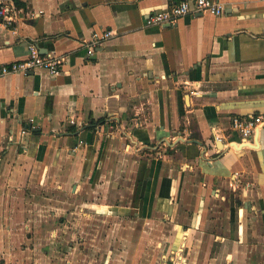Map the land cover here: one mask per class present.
<instances>
[{"label":"crops","instance_id":"obj_1","mask_svg":"<svg viewBox=\"0 0 264 264\" xmlns=\"http://www.w3.org/2000/svg\"><path fill=\"white\" fill-rule=\"evenodd\" d=\"M18 1L16 20L10 26L0 20V63L25 57L28 42L64 62L54 76L36 68L0 77V264L146 263L159 226L167 238L181 232L189 251H210L214 234L232 264L258 260L264 126L240 142L229 122L264 110V0H219L220 14L195 11L168 26L145 19L176 0ZM101 28L113 34L87 54L91 31ZM103 116L105 123L85 127ZM26 125L37 133L21 134ZM171 137H181L171 156L161 150L159 159L150 157L153 142ZM170 159L189 162L197 176L191 210L180 207L183 176L165 171ZM224 185L239 189L240 198L223 196ZM155 195L169 200L168 209L151 208ZM214 196L238 206L224 215L221 235L211 230ZM73 200L79 208L72 209ZM88 204L96 209L85 210ZM130 212L142 226L108 228L106 240L117 236L112 255L99 258L103 227L95 219ZM60 217L67 221L57 223ZM154 217L162 219L148 228Z\"/></svg>","mask_w":264,"mask_h":264},{"label":"rangeland","instance_id":"obj_2","mask_svg":"<svg viewBox=\"0 0 264 264\" xmlns=\"http://www.w3.org/2000/svg\"><path fill=\"white\" fill-rule=\"evenodd\" d=\"M7 1V0H5ZM13 1V0H12ZM14 2V1H13ZM231 119V118H230ZM230 123V122H229ZM184 128V124L181 123L179 124V129H183ZM184 134V133H183ZM195 134V133H194ZM194 134H188V136L186 135V137L189 136H194ZM180 139L181 137H171V139L169 140H165L164 143L160 142L158 144H155L154 142L152 143V145L155 146V148L151 149L150 152H152V155L150 157H156V158H160L159 157V152L162 150V152L164 151L165 153H167L169 156H171V154H173L174 151V145L179 142L180 143ZM172 145V147L170 145ZM157 151V153H156ZM173 158V157H172ZM177 162H175V159H170L168 162V167L165 168V171H167V168H171L173 171L175 172L178 170V173H181L180 175L183 176L184 179V183L181 184V186L179 187V190L181 191L180 196L184 199V207L182 206L183 203H180V207L186 210H191L192 208H194V200L196 197V185H195V178H197V176L195 174H193L192 171V166L191 164L188 162H184L182 164H180ZM165 173V172H164ZM157 191V188H156ZM99 192H107L105 188H102V190H99ZM222 192H223V196L228 197L230 195V197L234 198V197H239L240 198V190L239 189H235V187L233 188L231 185L229 186H222ZM95 193V192H94ZM215 194V193H214ZM178 195H174L172 198V202L175 204V198ZM245 197V195L243 196ZM157 201V203L155 201H153L151 208H155L159 211H162L163 209H165V207L168 209V206L166 205V203H169V200H163V199H158L156 197V195L154 196V199ZM245 199V198H244ZM223 199H221L220 196H214V198H212V200L209 202L208 208L210 209V211L212 212V214L215 216V225H216V229L212 230L213 233H217V231H219V235L224 234L223 231H221L219 229V226H223L224 224H226L227 222V218L224 217V215H230V211L236 213L238 212V206L234 204V202H231L230 204H228L226 202V204H223L221 201ZM72 209H76L79 208L80 205L76 202H74V200L72 201ZM185 202H187L185 204ZM102 203V202H100ZM116 204H122L121 205V209L122 207H126L127 209H129L128 211H132V210H137L139 209V205H132L129 202H116ZM137 204V203H136ZM170 205V203H169ZM242 206V205H241ZM93 207V208H91ZM125 208V209H126ZM89 209H96V206L94 205H87L85 206V210H89ZM103 209H106L107 212V206H105ZM165 211V210H164ZM113 214V213H112ZM114 214H118V213H114ZM86 220H91V218H85ZM161 217H154L153 218V222H151V226L146 225L148 228H154L157 227L156 226V222L161 221ZM67 219H64L63 217H60L58 219H56V222H60L61 224L63 223V221ZM97 220L98 224H100L103 228L102 231L100 233V236L104 237V240H102L99 243V252H98V256L99 258H103V260L107 259L110 255H112L111 253V246H113V238H117V236H113L112 234L109 235V240H106V237L108 236V228L113 227V226H124V227H141L142 226V219L137 221L138 219L136 217H133L132 212L129 213V215H125L124 213H120L119 215H116L115 217L111 216L109 217H105L103 219H95ZM165 220V219H164ZM255 222V220H253ZM251 223V221L249 222V224ZM160 225V224H159ZM72 229L76 231L75 236H74V241H79V237H80V233H79V227L74 226V224L72 225ZM158 232L156 234L152 235V240L150 241L151 243H149L151 245L150 247V251H146L148 253H146V257H150L148 259H146V263H139V264H181V262L184 260H186V258H199V257H209V255H213L214 257L217 256L216 261L213 264H232V260L231 257L228 256L225 251L222 249H219V246L217 244V242H219V238L217 239V236L214 234H211L210 236L212 237V242L210 244V251L209 249L206 251H204V253H202V250H195L194 252L189 251L188 249V245L186 246V244H180L181 240H182V235L181 232L178 234L177 232H174L172 235H170V237H166L168 233H165L166 231H164L163 233V228H160V226L158 227ZM216 231V232H215ZM89 235V233H88ZM214 239H217L216 241ZM93 241V240H92ZM162 242V243H161ZM183 242V241H182ZM209 245V244H208ZM91 248H95L93 244H90ZM117 246V245H116ZM87 247V246H86ZM119 248L116 251L121 250V246H118ZM113 248V247H112ZM88 249V247H87ZM230 250V246H227L225 248V250ZM115 251V252H116ZM77 252H80V250H77ZM81 253V252H80ZM199 253V254H198ZM202 253V255H201ZM220 254V255H219ZM254 255V254H253ZM263 256V257H262ZM142 257V256H141ZM163 261H165V263H163ZM249 264V263H248ZM253 264H264V250H263V255L259 254V258L258 260H253Z\"/></svg>","mask_w":264,"mask_h":264},{"label":"built area","instance_id":"obj_3","mask_svg":"<svg viewBox=\"0 0 264 264\" xmlns=\"http://www.w3.org/2000/svg\"><path fill=\"white\" fill-rule=\"evenodd\" d=\"M223 5L219 0H176L168 7L154 10L145 19L146 25H174L180 17L191 12H210L220 14ZM19 8L12 0L0 1V20L10 26L17 17ZM113 34L112 29H93L90 38L85 43L87 54H92L95 47L100 45ZM64 62V57L60 54L41 52L33 42L27 43V55L20 59L10 60L0 63V77L10 73L28 74L36 68L46 69L51 76L59 73ZM264 126V110L259 112H247L236 114L230 119V130L237 134L240 142H246ZM29 127H21L20 133L26 132ZM218 139V137H216Z\"/></svg>","mask_w":264,"mask_h":264},{"label":"trees","instance_id":"obj_4","mask_svg":"<svg viewBox=\"0 0 264 264\" xmlns=\"http://www.w3.org/2000/svg\"><path fill=\"white\" fill-rule=\"evenodd\" d=\"M13 1H14L16 4H20V2H19L18 0H13ZM106 121H107V119H105L104 116H103V117H98L97 119H93V120H91V121L88 123V125H86L85 127L88 128V129H90V130H93L97 124L105 123ZM24 127H27V125L24 126ZM31 128H32V129H31ZM31 128H30V129H31V131H33V133H37V130H36V129H34L33 127H31ZM72 129H75V128L73 127Z\"/></svg>","mask_w":264,"mask_h":264},{"label":"water","instance_id":"obj_5","mask_svg":"<svg viewBox=\"0 0 264 264\" xmlns=\"http://www.w3.org/2000/svg\"><path fill=\"white\" fill-rule=\"evenodd\" d=\"M165 26H168V24H166ZM35 129V127H33ZM220 141V140H219Z\"/></svg>","mask_w":264,"mask_h":264}]
</instances>
